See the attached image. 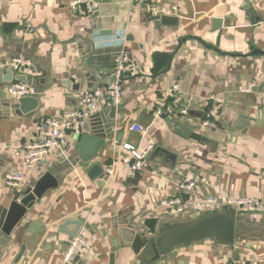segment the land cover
<instances>
[{
    "label": "crops",
    "instance_id": "0c3cea01",
    "mask_svg": "<svg viewBox=\"0 0 264 264\" xmlns=\"http://www.w3.org/2000/svg\"><path fill=\"white\" fill-rule=\"evenodd\" d=\"M67 1L0 0V63L23 58L39 73H13L10 83L23 77L35 87L34 112L18 116L4 94L10 84L0 90V208L46 172L57 182L9 236L0 230V264H13L22 245L17 264H65L62 254L82 225L98 236L95 251L66 264H264V214H236L228 239L218 211L168 215L157 206L185 196L178 184L189 177L203 197L264 198V0H164L178 8L169 16L175 26L132 0H103L84 15L69 12ZM119 56L130 66L121 103L113 113L104 104L81 134L109 125L104 145L84 161L81 135L69 132L63 158L49 156L24 173L20 188L6 187L3 175L19 168L35 124L111 83ZM175 84L188 115L155 117L161 91ZM249 84L252 93L239 92ZM211 94L223 95L224 104L213 125L202 127ZM147 145V170L129 173L124 146Z\"/></svg>",
    "mask_w": 264,
    "mask_h": 264
},
{
    "label": "built area",
    "instance_id": "2783aa9c",
    "mask_svg": "<svg viewBox=\"0 0 264 264\" xmlns=\"http://www.w3.org/2000/svg\"><path fill=\"white\" fill-rule=\"evenodd\" d=\"M103 0H68L67 8L69 12L77 15L92 14L96 12ZM134 6L138 7L142 13L149 17H169L177 15L178 8L169 6L164 0H132ZM6 70L19 76H39L29 61L23 58H14L9 62L0 63V74ZM114 80L106 86L94 90L83 91L79 94L76 107L61 111L57 116L43 118L35 124L34 134L21 146V162L19 168L14 172H7L3 175V182L6 187L18 189L24 181V173L33 166L43 162L49 156L57 155L63 158L64 148L67 142L68 133L81 135L87 126L88 120L98 113L104 104L117 107L121 103L123 80L130 71V66L126 60L119 56L115 60ZM254 86L249 84L239 89L240 93H252ZM4 94L17 101L21 98H30L38 95V91L33 85L22 82L12 83L5 87ZM181 90L178 85L161 91L156 109L155 117H161L166 113H178L186 117L189 108L180 104ZM206 111L201 121L202 127H209L216 121L224 104V96L221 94H211L205 98ZM134 131L142 132L140 127H135ZM130 152L133 162L125 161L124 168L134 174L135 172H145L147 170L146 155L153 149L152 145L146 147L124 146ZM153 174H155L153 172ZM178 188L185 196L163 198L157 201V206L163 209L165 214L179 215L186 213H211L220 210L240 213L264 214V198H226L219 199L212 196L203 197L200 195L198 182L189 177L185 182L179 183ZM187 196V198H186ZM98 236L91 232L86 226H80L76 235L72 236L65 251L62 254L63 262L69 263L74 259L91 255L95 251ZM246 264V263H231Z\"/></svg>",
    "mask_w": 264,
    "mask_h": 264
},
{
    "label": "water",
    "instance_id": "95a60500",
    "mask_svg": "<svg viewBox=\"0 0 264 264\" xmlns=\"http://www.w3.org/2000/svg\"><path fill=\"white\" fill-rule=\"evenodd\" d=\"M163 25L175 26L177 24L176 18L173 17H158ZM214 26L220 28L221 21L215 20ZM92 73H96L91 70ZM89 72V73H91ZM103 77L102 74H98V77ZM15 80L24 82L23 77H16ZM13 81V73L10 70H6L0 74V90L3 85L10 84ZM38 108L37 97L21 98L14 103L10 104V109L13 110L18 116H23L34 112ZM115 111V108H111V113ZM110 126L107 125L103 129H98V127L90 128L89 134L81 135L79 137V148L80 153L85 155V158L81 156L84 161H88L92 158L95 153L104 145L107 139V132H109ZM186 130H190L185 126ZM56 179L49 173L43 174L33 186L25 187L18 190L13 199L11 200L8 208H0V230L6 236H9L12 230L16 227L19 221L23 218L26 211L32 206L36 199H40L41 196L50 189L56 188ZM217 213L226 216L228 222L225 226L224 234L228 239H232L233 224L235 214L233 212H227L225 210H220ZM80 228V227H79ZM78 228V230H79ZM77 230V231H78ZM77 231L73 234L76 235ZM25 247L22 245L18 255L14 259L13 264H17L24 252Z\"/></svg>",
    "mask_w": 264,
    "mask_h": 264
}]
</instances>
